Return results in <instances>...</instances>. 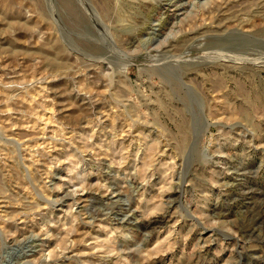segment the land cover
<instances>
[{"label":"rangeland","instance_id":"rangeland-1","mask_svg":"<svg viewBox=\"0 0 264 264\" xmlns=\"http://www.w3.org/2000/svg\"><path fill=\"white\" fill-rule=\"evenodd\" d=\"M0 264H264V0H0Z\"/></svg>","mask_w":264,"mask_h":264},{"label":"bare ground","instance_id":"bare-ground-1","mask_svg":"<svg viewBox=\"0 0 264 264\" xmlns=\"http://www.w3.org/2000/svg\"><path fill=\"white\" fill-rule=\"evenodd\" d=\"M224 1H226V0H224ZM228 1V0H227ZM124 3V2H123ZM218 4H220V3H218ZM229 4V3H228ZM116 5V4H115ZM118 5V4H117ZM116 5V6H117ZM108 6V4L105 6V7H100V10H102V11H104V12H108V8L109 7H107ZM125 6V5H124ZM224 6V5H223ZM232 6V5H231ZM119 7V6H118ZM118 7H116L117 9H118ZM94 8V7H93ZM114 9H115V6H114ZM116 9V10H117ZM94 10V9H93ZM216 10V9H215ZM95 11V10H94ZM113 11V10H112ZM118 11V10H117ZM120 11V10H119ZM95 13V12H94ZM98 13V12H97ZM114 14V13H113ZM120 14V13H119ZM222 14V13H221ZM194 15H195V13H194ZM210 15V14H209ZM211 15H213V14H211ZM215 15V14H214ZM114 17V16H113ZM121 17V16H120ZM212 17V16H211ZM233 17V16H232ZM202 18V17H201ZM204 18V17H203ZM206 18V17H205ZM208 18V17H207ZM206 20V19H205ZM208 20V19H207ZM200 21V20H199ZM108 23V22H107ZM199 25V24H198ZM203 25V24H202ZM205 27V26H204ZM202 28V27H201ZM107 30V29H106ZM196 30V29H195ZM198 31V30H197ZM215 33V32H214ZM222 34V33H221ZM214 35H216V34H214ZM220 35V34H219ZM206 36V35H205ZM104 38V37H103ZM198 39V38H197ZM196 40V39H195ZM104 41V40H103ZM133 42V41H132ZM105 44V43H104ZM108 48V47H107ZM149 61V60H148ZM101 62V61H100ZM102 64V63H101ZM151 66V65H150ZM96 67V66H95ZM107 113V112H106ZM42 116V115H41ZM120 117V116H119ZM41 118V117H40ZM44 118V117H43ZM127 118V117H126ZM42 119V118H41ZM25 120V119H24ZM106 120H108V119H106ZM40 121H43V120H40ZM36 122H38V121H36ZM35 124V123H34ZM38 123H36V125H37ZM25 127V126H24ZM46 127V126H45ZM44 127V128H45ZM86 127V126H85ZM89 127V126H88ZM124 127V126H123ZM132 128V127H131ZM34 129V128H33ZM97 129V128H96ZM31 130V129H30ZM54 130V129H53ZM126 130H128V129H126ZM36 131V130H35ZM117 131V130H116ZM57 132V131H56ZM65 132V131H64ZM115 132V131H114ZM45 134V133H44ZM119 134V133H118ZM128 134V133H127ZM81 135V134H80ZM37 136V135H36ZM69 138V137H68ZM40 139V138H39ZM30 145V144H29ZM75 145V144H74ZM36 147V146H35ZM39 148V147H38ZM50 148V147H49ZM55 148V147H54ZM80 148V147H79ZM37 149V148H36ZM83 152V151H82ZM41 153V152H40ZM47 157V156H46ZM34 160V159H33ZM36 162V161H35ZM53 167V166H52ZM54 168V167H53ZM47 174V173H46ZM47 176V175H46ZM49 176V175H48ZM83 183V182H82ZM45 185V184H44ZM46 186V185H45ZM51 206V205H50ZM45 209V208H44ZM30 220H31V218H30ZM147 221H148V219H147ZM24 223V222H23ZM83 223V222H82ZM139 223V222H138ZM148 223H149V221H148ZM152 223V222H151ZM150 225V224H149ZM154 225V224H153ZM156 225V224H155ZM148 226V225H147ZM73 229V228H72ZM45 240V239H44ZM87 254V253H86ZM115 259V258H114Z\"/></svg>","mask_w":264,"mask_h":264}]
</instances>
